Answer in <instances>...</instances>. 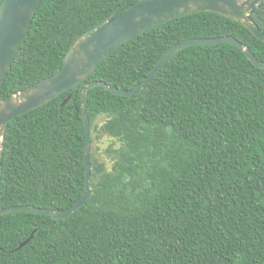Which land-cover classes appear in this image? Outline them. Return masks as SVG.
<instances>
[{
	"label": "trees",
	"instance_id": "16d2710c",
	"mask_svg": "<svg viewBox=\"0 0 264 264\" xmlns=\"http://www.w3.org/2000/svg\"><path fill=\"white\" fill-rule=\"evenodd\" d=\"M137 1L41 0L0 101L59 72L81 35ZM251 17L264 32V1ZM223 36L264 62V42L244 25L194 13L131 39L75 89L12 120L0 209L65 210L82 196L88 83L134 89L173 45ZM88 113V203L60 220L1 215L0 264H264V68L242 49L186 47L133 96L92 88ZM106 135L113 142L101 159L96 143Z\"/></svg>",
	"mask_w": 264,
	"mask_h": 264
},
{
	"label": "water",
	"instance_id": "95a60500",
	"mask_svg": "<svg viewBox=\"0 0 264 264\" xmlns=\"http://www.w3.org/2000/svg\"><path fill=\"white\" fill-rule=\"evenodd\" d=\"M264 0H138L125 11L112 13L89 31L81 35L65 56L62 69L56 74L20 90L0 101V185L6 130L16 117L26 114L70 92L89 79L97 67L120 46L131 39L151 31L165 23L199 12H213L235 20L264 42V32L256 25L251 12ZM41 0H3L0 8V88L6 80L17 56L23 38L28 32ZM232 42L242 49L248 59L257 67L264 68V62L232 36L218 38L187 39L169 48L147 78L136 88L121 90L105 81H92L81 95L82 113L86 133L85 164L86 186L82 196L65 210L45 209L32 205H21L0 209V216L19 212H35L48 215L55 220L71 216L79 207L88 203L92 194V130L88 113V93L94 87L123 96H133L143 91L156 75L182 49L193 45H216ZM70 93L62 107L72 99ZM32 238V236H31ZM30 238V239H31ZM29 239V240H30ZM20 247L25 246L28 241Z\"/></svg>",
	"mask_w": 264,
	"mask_h": 264
},
{
	"label": "rangeland",
	"instance_id": "374dc122",
	"mask_svg": "<svg viewBox=\"0 0 264 264\" xmlns=\"http://www.w3.org/2000/svg\"><path fill=\"white\" fill-rule=\"evenodd\" d=\"M113 142V138H110V136H103L101 139H98L96 145L100 147L101 154L100 157L107 158L108 154L106 149L110 146V144ZM102 155V156H101ZM109 161V160H107Z\"/></svg>",
	"mask_w": 264,
	"mask_h": 264
}]
</instances>
